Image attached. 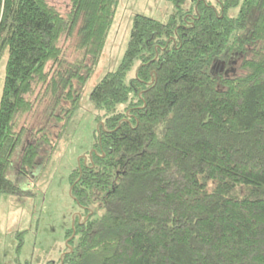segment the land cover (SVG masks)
<instances>
[{"label": "trees", "instance_id": "trees-1", "mask_svg": "<svg viewBox=\"0 0 264 264\" xmlns=\"http://www.w3.org/2000/svg\"><path fill=\"white\" fill-rule=\"evenodd\" d=\"M165 1L89 95L104 114L56 264H264V0ZM118 4L0 0V195L78 107Z\"/></svg>", "mask_w": 264, "mask_h": 264}, {"label": "rangeland", "instance_id": "rangeland-1", "mask_svg": "<svg viewBox=\"0 0 264 264\" xmlns=\"http://www.w3.org/2000/svg\"><path fill=\"white\" fill-rule=\"evenodd\" d=\"M60 10L69 0H48ZM185 0L183 11L191 9ZM174 6L165 0H119L113 23L94 73L81 91L79 105L67 120L62 132L51 145L41 149L38 164L27 179L17 178L20 194L0 195V264H56L66 249V234L73 218L80 213L70 196V175L92 151L97 116L89 95L105 74L114 72L126 50L132 20L144 15L163 23L175 14ZM238 10L231 9L230 16ZM137 62L126 75L133 77ZM4 79V60L0 63V94Z\"/></svg>", "mask_w": 264, "mask_h": 264}]
</instances>
